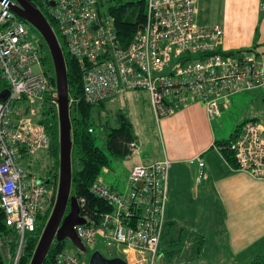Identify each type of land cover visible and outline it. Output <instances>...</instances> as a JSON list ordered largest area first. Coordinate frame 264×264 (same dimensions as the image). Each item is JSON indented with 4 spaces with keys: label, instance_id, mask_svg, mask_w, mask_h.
<instances>
[{
    "label": "built area",
    "instance_id": "obj_1",
    "mask_svg": "<svg viewBox=\"0 0 264 264\" xmlns=\"http://www.w3.org/2000/svg\"><path fill=\"white\" fill-rule=\"evenodd\" d=\"M37 1L56 23L62 48L81 67L89 103L143 90L157 122L195 102L215 118L236 94L264 86L257 51H226L223 26L200 23L198 0H146L145 22L128 44L114 18L98 10V0ZM14 2L0 0V216L18 231L22 243L26 232L35 230L38 215L52 210L56 200L57 187L50 189L27 163L51 149L46 126L35 120L36 105L48 92L58 106V94L43 68L41 40L31 36L30 25L12 10ZM20 102L28 104L25 111L16 106ZM129 149L130 154L139 152L136 142ZM232 150L239 170L264 180L263 124L247 121ZM169 167L167 158L134 165L123 192L99 176L91 191L111 210L97 223L86 217L88 223L76 227L84 245L102 243L127 264H155L166 224ZM78 200L83 207L85 200ZM50 264L87 262L78 251L65 249Z\"/></svg>",
    "mask_w": 264,
    "mask_h": 264
},
{
    "label": "crops",
    "instance_id": "obj_2",
    "mask_svg": "<svg viewBox=\"0 0 264 264\" xmlns=\"http://www.w3.org/2000/svg\"><path fill=\"white\" fill-rule=\"evenodd\" d=\"M263 1L198 0V18L202 24L223 26L226 51L255 49L264 64ZM255 101H264V86L236 94L230 106H221L218 117L211 118L205 106L195 102L157 122L148 98L157 133L151 135L145 157L136 141L139 152L127 157V186L134 165L169 159L165 219L166 224H178V242L173 243V256H167L160 243L155 264H249L264 256V180L233 167L216 144L228 138L229 129L258 121L246 109ZM201 237L204 248L195 255Z\"/></svg>",
    "mask_w": 264,
    "mask_h": 264
},
{
    "label": "trees",
    "instance_id": "obj_3",
    "mask_svg": "<svg viewBox=\"0 0 264 264\" xmlns=\"http://www.w3.org/2000/svg\"><path fill=\"white\" fill-rule=\"evenodd\" d=\"M32 1L36 6H39L40 3L37 0ZM98 10L114 18L120 38L125 44H128L138 27L145 22L146 0L119 5H106V7L103 0H98ZM47 18L53 28L57 30V25L54 20L49 16H47ZM38 35L41 36L39 33ZM63 50L67 63L69 93L72 101L71 119L74 142L72 153V194L78 199L85 200L84 206L81 207V214L97 223L102 213L111 210L104 200L97 197L91 191L94 181L101 176L102 170L106 169L110 163L108 155L96 143L97 127H101L104 131L106 149L112 156L119 159H125L129 156V145L137 141V136L132 122L122 110L116 113V124L112 125L108 121L104 124L100 121V113L103 111L108 100L99 103H89L86 101L84 97L82 69L65 47H63ZM40 57L46 75L51 84L56 86L52 58L42 37L40 42ZM37 111L35 120L46 126L52 139V146L47 154L53 160V170L51 174L44 179L46 182H49L47 183L49 186L52 183L57 185L59 170L58 113L57 106L51 102V95L48 92L44 96L43 101L38 105ZM246 122L247 121L237 126L228 139L216 143L228 162L235 168H238V164L235 159L234 151L232 150V144ZM90 129H93V131L90 132ZM51 211L50 208L45 213H40L38 215L35 230L26 232L22 243L18 231L9 227L3 217L0 216V264H30ZM177 232L178 224L176 222H169L166 224L161 242V247L166 255L170 254V256H173L175 252L171 249L174 247L173 243L178 242V240H175ZM67 242L68 240L54 242L44 264H50L60 252L67 249ZM204 243V237L199 238V241L195 243V255L203 251ZM73 247L81 255V251L74 245ZM249 264H264V256L256 257Z\"/></svg>",
    "mask_w": 264,
    "mask_h": 264
},
{
    "label": "water",
    "instance_id": "obj_4",
    "mask_svg": "<svg viewBox=\"0 0 264 264\" xmlns=\"http://www.w3.org/2000/svg\"><path fill=\"white\" fill-rule=\"evenodd\" d=\"M52 4L56 3L52 2ZM11 8L43 38L52 58L58 94L59 170L56 200L30 262V264H44L54 242L70 240L78 250L86 252L87 247L79 237L76 227L87 224L88 220L81 214L78 198L72 194L74 146L71 119L72 101L64 50L50 21L32 0H15L11 4ZM138 185H142V183ZM89 263L127 264L123 258H108L100 250L91 254Z\"/></svg>",
    "mask_w": 264,
    "mask_h": 264
},
{
    "label": "rangeland",
    "instance_id": "obj_5",
    "mask_svg": "<svg viewBox=\"0 0 264 264\" xmlns=\"http://www.w3.org/2000/svg\"><path fill=\"white\" fill-rule=\"evenodd\" d=\"M138 1L141 0H103V2L105 3V7L106 5L107 6L119 5L128 2H138ZM29 29L31 36H34L41 40V36L38 35V33L35 31V29H33L32 26H30ZM41 102L42 101H38L36 105V109ZM147 102H148V97L144 91L131 90L108 100L105 104V107L103 108V111L100 113L101 114L100 121L102 123L105 124V122L108 121L112 125H114L115 123H117L116 113L119 110H122L128 116L132 124H134L137 140L140 143L141 151L144 157L149 153L148 151L150 149V146L152 145L151 135L155 134L157 130L156 121L148 113ZM245 105L246 104L238 106L236 108L240 109ZM16 106L21 108L23 111H25L26 108L28 107V104L26 102H20L17 103ZM246 109L247 111L250 112L251 115L255 114L256 118L258 119L257 121L258 123L264 125V101H255V103H253L252 105L248 104ZM233 111H235V109ZM233 111L232 109H227L226 112L228 113ZM238 112L241 114L242 111H238ZM228 120H229V116H228ZM233 132L234 129H229L228 138ZM96 137H97L96 138L97 145L100 146L105 151V153L108 155L110 160L109 166L106 169L102 170L101 176L103 177L105 183L108 184L111 188L115 189L116 191L123 192L124 190L128 189L127 173L129 171L128 164L131 163V160H128L127 158L125 159L115 158L109 153V151L105 147L104 131L99 126L97 127L96 130ZM47 152L48 151L45 150L38 152L37 154L33 155L27 163V166L30 168L32 174L39 177L43 181H45L44 178H46L49 174H51V171L53 170L52 168L53 160L50 156H48ZM53 184L54 183L50 184L51 186L50 189L56 190L58 183L57 185L56 184L53 185ZM87 248L88 249L86 252H81V257L88 264H90L89 258L91 254L96 250H100L108 258H112L114 256L111 252H109L106 249L105 245L102 243L98 245H90ZM67 249L70 251L75 250L70 240H68L67 242Z\"/></svg>",
    "mask_w": 264,
    "mask_h": 264
}]
</instances>
